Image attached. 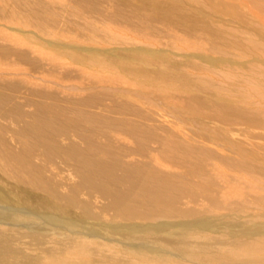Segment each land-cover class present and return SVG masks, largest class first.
I'll return each mask as SVG.
<instances>
[{
	"label": "rangeland",
	"instance_id": "374dc122",
	"mask_svg": "<svg viewBox=\"0 0 264 264\" xmlns=\"http://www.w3.org/2000/svg\"><path fill=\"white\" fill-rule=\"evenodd\" d=\"M0 136V264L264 263V0H0Z\"/></svg>",
	"mask_w": 264,
	"mask_h": 264
},
{
	"label": "bare ground",
	"instance_id": "6f19581e",
	"mask_svg": "<svg viewBox=\"0 0 264 264\" xmlns=\"http://www.w3.org/2000/svg\"><path fill=\"white\" fill-rule=\"evenodd\" d=\"M20 13V12H19ZM29 120H27L26 122H28ZM32 122H34L35 123V127H37L38 126V124L35 122V121H31V122H29V124L30 123H32ZM68 123V122H67ZM2 137H4V136H2ZM1 136H0V139L2 138ZM2 139H4V138H2ZM22 143H23V141H22ZM21 143V145H20V147L19 148H13V150H15V151H17L18 152V155L17 156H21L22 157V159H26V157H27V145L26 144H22ZM31 154H33L34 155V151L31 153ZM10 155V154H9ZM12 155V154H11ZM24 155H26V157L24 156ZM13 156V155H12ZM252 263V262H251ZM251 263H249V264H251ZM260 264H264V263H260Z\"/></svg>",
	"mask_w": 264,
	"mask_h": 264
}]
</instances>
